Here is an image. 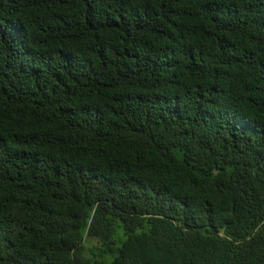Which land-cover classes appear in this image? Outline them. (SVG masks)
<instances>
[{
  "label": "trees",
  "instance_id": "trees-1",
  "mask_svg": "<svg viewBox=\"0 0 264 264\" xmlns=\"http://www.w3.org/2000/svg\"><path fill=\"white\" fill-rule=\"evenodd\" d=\"M0 264H264V0H0Z\"/></svg>",
  "mask_w": 264,
  "mask_h": 264
}]
</instances>
